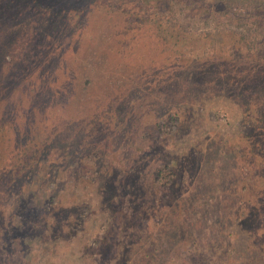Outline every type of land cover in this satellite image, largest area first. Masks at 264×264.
<instances>
[{
	"label": "rangeland",
	"instance_id": "374dc122",
	"mask_svg": "<svg viewBox=\"0 0 264 264\" xmlns=\"http://www.w3.org/2000/svg\"><path fill=\"white\" fill-rule=\"evenodd\" d=\"M144 1L0 0V67L53 52L105 83L51 122L73 141L51 182L0 184V264H264V33L204 0Z\"/></svg>",
	"mask_w": 264,
	"mask_h": 264
},
{
	"label": "trees",
	"instance_id": "16d2710c",
	"mask_svg": "<svg viewBox=\"0 0 264 264\" xmlns=\"http://www.w3.org/2000/svg\"><path fill=\"white\" fill-rule=\"evenodd\" d=\"M33 1L37 2V0ZM162 1L145 0L144 4L154 2L157 7L162 4L163 8L168 9L169 1L167 0L165 5ZM198 4V9H202L205 14L213 13L230 20L236 26H247L249 30L253 29L258 34L264 33V0H204V2L199 1ZM89 15L92 14L89 13ZM96 25L102 27L101 35L103 36L107 28L101 22ZM239 38L242 40V36ZM102 39L104 43L107 42L105 38L102 37ZM175 41L181 44L189 43L188 39L182 38ZM90 45L92 46L91 43ZM49 53L44 58V63L30 64L29 67L19 61L2 60V67H0V164L3 167L0 169V184L6 188L12 184L14 177H21L25 174L37 176L39 184H47V179H45L47 177L50 182L54 179L53 177L60 169L57 156L61 151L66 154L69 150L68 146L73 145V141L68 142L61 137L62 135L55 139L59 126L51 122H62L63 115L60 107L68 112L74 111L79 106L83 107L89 99L84 92L95 94L101 90L97 84L105 86V83L98 78V80H92V83L96 85L94 88H85L83 79L92 75L90 70L78 67L75 74L70 76L65 68H59L55 64L54 59L57 56L55 57L53 52ZM87 55L88 52L84 50L83 56ZM24 70L28 73L38 72L40 82L33 83V89L30 88L31 82H28L25 89L20 91L21 95L27 96V106L24 109L13 106L7 111V104L12 106L16 102H10V97L6 95L5 90L15 83L17 78L23 81L27 79L28 73ZM53 105L58 106L57 109L52 108ZM20 139L21 141L18 142ZM13 150H15V159L7 163L6 158L9 153H13ZM9 168L13 169L12 173L7 172ZM42 172H48L47 177ZM40 175L44 177L39 178ZM57 193L58 190L51 189L50 211L61 208V200Z\"/></svg>",
	"mask_w": 264,
	"mask_h": 264
}]
</instances>
